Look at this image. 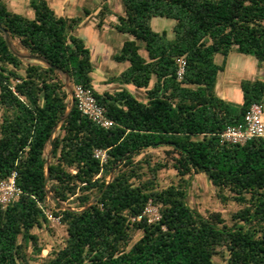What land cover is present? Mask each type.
Masks as SVG:
<instances>
[{
	"label": "trees",
	"instance_id": "obj_1",
	"mask_svg": "<svg viewBox=\"0 0 264 264\" xmlns=\"http://www.w3.org/2000/svg\"><path fill=\"white\" fill-rule=\"evenodd\" d=\"M100 1L96 26L113 14V28L130 38L112 56L128 64L110 78L123 86L114 92H97L92 83L90 50L74 34L81 17L58 16L46 0H29L27 18L0 0V29L60 71L23 66L0 31V180L14 172L20 190L0 210V264H264V137L242 145L218 137L251 105L264 106V80H240L239 104L215 91L232 49L264 61V0H120L121 14ZM155 17L174 22L171 37L152 30ZM60 74L91 93L109 128L82 115L75 102L70 108ZM159 147L167 148L168 161L145 152ZM95 149L105 150L104 163ZM168 166L178 180L159 188ZM193 174L207 178L220 203L241 205L230 226L219 212L203 216L188 206ZM48 196L55 205L72 198L79 209L49 211L66 238L37 262L43 247L33 230L48 224ZM148 201L160 218L131 221ZM135 232L141 235L131 243Z\"/></svg>",
	"mask_w": 264,
	"mask_h": 264
},
{
	"label": "rangeland",
	"instance_id": "obj_2",
	"mask_svg": "<svg viewBox=\"0 0 264 264\" xmlns=\"http://www.w3.org/2000/svg\"><path fill=\"white\" fill-rule=\"evenodd\" d=\"M114 0H110L109 3L113 4ZM119 4V0L117 1ZM95 6V0H88L86 2V7L88 9H93ZM113 7L115 5L113 4ZM20 14L27 18H32V10L28 7L20 9ZM71 14H80V9L76 7V9L72 10ZM173 21L165 18L155 17L150 20V26L152 30L156 32H160L165 30L169 37L172 36L171 28L173 26ZM106 24V26L102 29L96 27H88V25L81 26L76 29L75 35L82 38L85 42V45L91 52V61L93 64V70L91 73L92 83L95 86L97 92L108 91L114 92L121 89L119 83L110 82V78L115 77L119 72L124 70L127 67V63H117L113 61L112 56L118 52L121 44L125 41L130 39L128 35L122 34L117 32L114 28L110 27ZM12 49L20 55H27L26 52L21 50L17 45L16 41L11 40ZM141 55L145 56V53L141 51ZM213 60L216 64H221L222 56L219 54H215L213 56ZM23 66L27 63H39L29 58H21ZM22 72V69L20 70ZM227 78V80H226ZM60 79L64 85V89L68 90V88H72L73 84L66 78L64 74H60ZM264 80V61L258 64L257 60L250 55H243L237 53L234 49H232L226 58V69L223 72L218 73L217 75V82L219 84V88L217 89L216 93H219V90L222 88L230 89L235 92L237 95L240 93L239 89V82L240 80ZM222 87V88H221ZM129 91L139 100H144L145 95L143 90H135L133 87H127ZM68 93V92H67ZM241 95V93H240ZM220 97V94H218ZM241 97V96H240ZM240 99V98H239ZM224 100L233 102L235 104H239L241 100H232L225 98ZM67 102L70 105L71 97L68 93ZM3 110L0 108V117ZM262 121L264 123V111L262 114ZM57 132V128L54 133ZM49 146L47 145L45 148V156L46 159L50 158V154L48 153ZM167 150L166 147H159V148H149L145 150L146 153H152L153 161H168L169 159L165 156V151ZM144 152V153H145ZM142 157V154L136 157L135 160H138ZM170 163V161H169ZM109 178H107L108 180ZM178 178L176 176V172L168 166V168L163 169L159 173L158 177V187L165 188L170 184H175ZM186 202L188 206L201 215L206 216L212 212H219L221 217L225 220L227 225H231L229 221L230 213L237 211L241 208V205L235 202H227L225 204L220 203L215 198V189L211 186L207 178L203 174H193L189 178V187L187 188V199ZM46 205L48 210H45L47 215L48 224L42 225L41 228H36L33 230L40 240V243L43 247L41 252V256L37 258V262H40L42 258H44L49 251L52 249L57 250L66 238V230L65 226L62 225L57 217L51 216V210H63L67 207L72 209H79L78 205L72 201V198L69 199L67 202L60 203L59 205H55L48 198L46 199ZM140 232H135L133 241L140 237ZM27 251L30 253L31 249L28 247ZM215 264H225L224 261L217 260Z\"/></svg>",
	"mask_w": 264,
	"mask_h": 264
},
{
	"label": "built area",
	"instance_id": "obj_3",
	"mask_svg": "<svg viewBox=\"0 0 264 264\" xmlns=\"http://www.w3.org/2000/svg\"><path fill=\"white\" fill-rule=\"evenodd\" d=\"M178 75L182 73L183 62L178 60ZM73 101L76 103L78 110L82 115L86 116L90 121L94 122L102 128H109L112 121L105 116L104 108L98 105L91 93L80 86H72ZM264 106L261 104H253L243 116L240 123L226 127L218 134L221 143L244 144L253 138L264 137V123L262 114ZM93 156L100 163L106 160V152L102 149H95ZM20 190L15 183V173H11L6 179L0 180V210L6 205L13 203L18 199ZM160 218L157 207L150 201L146 204L143 211L131 217V221L145 220L146 223H152Z\"/></svg>",
	"mask_w": 264,
	"mask_h": 264
},
{
	"label": "crops",
	"instance_id": "obj_4",
	"mask_svg": "<svg viewBox=\"0 0 264 264\" xmlns=\"http://www.w3.org/2000/svg\"><path fill=\"white\" fill-rule=\"evenodd\" d=\"M46 1H47L48 6L58 16L67 17V18H71V17H75V16L81 17V21L79 22V24L75 28V31L77 28H79L81 26H85V25H88V27L98 28L96 26V23L98 20L97 14H98L100 6H101L100 0H95V6L93 9H88L86 7V2L88 0H46ZM109 1L110 0H108L106 2V4L109 7L110 11L112 13L121 14L122 8H121L120 0H119V4L117 2L118 0L113 1V4L115 5V7H113V4L111 5V3H109ZM4 2L11 11L18 13V14H20V11H19L20 9L25 8V11H26V8L29 7V0H4ZM76 7H78V9H80L81 13L80 14H71V13H74L71 11L76 9ZM32 14H33V11H32ZM115 22L116 21H115V17L113 14L107 15L105 17L104 23L101 25V27L99 29L104 28L106 26V24L109 26V23L111 25L110 27L113 28V25L115 24ZM75 31H74V33H75ZM90 54H91V52H90ZM225 69H226V63H225L224 70ZM226 80H227V78H226ZM217 89H220V88H219L218 82L216 81V84H215V91L216 92H217ZM240 93H238L236 95L234 91H232L230 89H226L224 87L221 90H219V93H216V94L217 95L220 94V98H222V99L227 98V99H232V100L236 101L237 99L241 100ZM240 103H241V101H240Z\"/></svg>",
	"mask_w": 264,
	"mask_h": 264
},
{
	"label": "water",
	"instance_id": "obj_5",
	"mask_svg": "<svg viewBox=\"0 0 264 264\" xmlns=\"http://www.w3.org/2000/svg\"><path fill=\"white\" fill-rule=\"evenodd\" d=\"M0 31H1L2 34H3V37H4V39H5V42H6L7 46H8V48H9V50H10L12 53L16 54L20 59H21V58H24V57H25V58H29V59H32V60H34V61H37V62H39V63L45 65L46 67H52V68H53L54 70H56L57 72H60L58 69H55L53 66L49 65V64H48L44 59H42V58L35 57V56H29V55H25V56H23V55H20V54H18L17 52H15V51L12 49V43H11V39H10V37H9L8 32L5 31V30H3V29H0ZM65 76H66V78H68L67 75H65ZM67 92L69 93V95H70V97H71L70 108H72L73 105H74L72 88H71V87L68 88ZM55 130H56V128L53 129L52 134L54 133ZM51 139H52V136L49 138V145H50V143H51ZM49 154H50V151H49ZM47 163H48V159H46V164H47ZM45 182H47V181H45Z\"/></svg>",
	"mask_w": 264,
	"mask_h": 264
}]
</instances>
